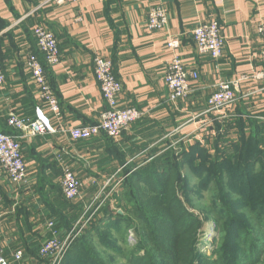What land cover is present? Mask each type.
Masks as SVG:
<instances>
[{
    "label": "crops",
    "instance_id": "obj_1",
    "mask_svg": "<svg viewBox=\"0 0 264 264\" xmlns=\"http://www.w3.org/2000/svg\"><path fill=\"white\" fill-rule=\"evenodd\" d=\"M157 6H164L169 14L163 33L147 30L148 13ZM213 21L219 23L225 39L226 55L219 61L200 57L192 37L196 27ZM263 22L264 0H77L63 6L47 0H0V62L6 78L0 90L2 131L10 130L11 112L32 119L39 113L48 115L32 78V56L43 65L59 100L61 118L53 122L57 129L100 123L106 104L94 75L96 56L114 64L123 85L119 106L144 114L118 140L101 135L74 143L60 132L36 138L16 134L23 147L28 183L15 189L0 170L5 213L0 247L8 261H13L17 250L25 252L24 247L14 245L21 238L31 246L41 245L48 238V221L62 216L74 223L85 213L100 211L103 204L118 197L131 166L142 168L154 159H176L196 144L209 147V137L217 144L220 134L224 141L220 147H229L237 142L241 120L248 137L258 129L264 140V86L250 79L263 68L258 34ZM37 26L55 35L61 53L58 66H48L39 53L33 35ZM169 36L181 38L182 60L188 70L200 74L190 96L175 104L169 102L165 84V69L172 56L167 47ZM222 81L236 83L237 101L223 112L206 115L208 101ZM222 115L227 117L220 119ZM60 152L83 183L81 197L72 202L65 201L61 190L55 161ZM96 203L99 207L92 210ZM34 258L25 255L18 264H38Z\"/></svg>",
    "mask_w": 264,
    "mask_h": 264
},
{
    "label": "built area",
    "instance_id": "obj_2",
    "mask_svg": "<svg viewBox=\"0 0 264 264\" xmlns=\"http://www.w3.org/2000/svg\"><path fill=\"white\" fill-rule=\"evenodd\" d=\"M57 6L76 3L77 0H47ZM169 23L168 10L164 6L151 8L148 13L147 30L151 33H163ZM258 34L261 43L260 59L263 64L261 71L250 77L254 82L264 86V22L258 26ZM38 50L43 56L45 63L50 67L58 66L61 63V53L55 35L40 26L33 30ZM197 53L200 57L210 58L212 61H219L225 57V39L221 33L218 22L213 21L201 24L192 32ZM167 44L172 56L165 69V84L168 90L169 102L175 104L180 100L187 99L192 93L193 83H197L200 74L187 69L182 60L179 50L181 48V38L169 36ZM29 66L32 78L40 91L46 113H39L35 119L22 117L14 112L9 114L7 124L10 129L21 134L23 137L36 138L46 135L63 133L72 142H85L92 138L104 135L112 140L120 139L123 132L131 125L140 121L144 114L135 108H121L119 106V96L123 91L122 83L115 75L114 64L111 60L101 56L94 59V75L99 84V88L106 104V110L101 116L100 123L91 126L78 128L54 126V120L61 118V108L56 94L51 89L43 65L36 56L29 58ZM6 78L0 62V90L4 87ZM237 85L233 81H222L218 84L217 92L208 101L206 115L214 112H223L229 109L237 101ZM222 115L220 119H224ZM57 167L61 173V190L66 200L72 202L81 197L83 183L77 178L69 159L63 152L57 154L55 159ZM0 170L7 176L11 186L21 189L28 183V168L26 166L22 143L18 136L8 135L0 129ZM108 181L103 186L102 193L110 186ZM101 193V195H102ZM101 195L98 198H101ZM87 213L79 220V224L87 225L91 216ZM5 213L2 209V192L0 190V223L4 219ZM77 227V226H76ZM48 239L42 243L38 256L40 261L48 264H60L68 250L70 237H61L56 229L54 221L46 223ZM129 240L132 241V231H129ZM24 259V251L17 250L13 254V260L18 264ZM0 264H10L5 256L4 250L0 247Z\"/></svg>",
    "mask_w": 264,
    "mask_h": 264
},
{
    "label": "trees",
    "instance_id": "obj_3",
    "mask_svg": "<svg viewBox=\"0 0 264 264\" xmlns=\"http://www.w3.org/2000/svg\"><path fill=\"white\" fill-rule=\"evenodd\" d=\"M239 123L237 142L230 143L229 147L222 149L220 146L224 141L220 134L219 142L215 144V159H237L234 169H230L226 160L225 163H221L222 171L217 177L221 182V187H225L224 181L221 180L223 178L221 174L227 173L239 183L241 194L245 184L250 192L249 199L251 201L258 200L254 208L261 209L262 215H264V147L260 145L264 144V140L260 139L261 133L258 129L256 135L248 137L242 130L243 121L241 120ZM3 132L8 135L18 134L12 129ZM202 158L212 159L206 150L196 144L187 152H182L181 156L176 159H182L181 163L183 164H190L194 159ZM176 159H154L142 168L132 166L127 168L126 178L117 197L118 202L122 205L124 203L127 215L108 214L98 220L97 231L86 233L87 236L84 240L89 238L100 240L103 236L102 231H107L109 228L114 230L119 237H124L126 232L134 227L142 235L138 249L132 254L131 262L143 249L146 254L144 258L139 259L148 261L147 264H194L198 245V222L182 201V177ZM209 175L211 176V173ZM65 201L70 202L66 199ZM77 220L73 223L71 219L60 216L50 221L55 222L56 229L62 237V233L74 225ZM81 244L79 241L69 250L65 262L76 263L82 259ZM41 245L35 243L31 246L26 243L24 257L31 255L33 258L35 257L38 264H44L38 256ZM26 252L27 254H25ZM10 264L17 263L13 260Z\"/></svg>",
    "mask_w": 264,
    "mask_h": 264
},
{
    "label": "rangeland",
    "instance_id": "obj_4",
    "mask_svg": "<svg viewBox=\"0 0 264 264\" xmlns=\"http://www.w3.org/2000/svg\"><path fill=\"white\" fill-rule=\"evenodd\" d=\"M208 140L212 145L209 147L205 145L201 148L206 150L212 159H194L193 165L192 163L183 164L182 159H176L182 177V201L198 222V245L194 264H264V215L261 209L254 208L258 200L249 199L250 192L245 184L244 186L242 184L241 194L239 183L227 173H222L223 176L221 174L223 177L221 180L225 184V187H221V182L217 177L222 171L220 164L227 161L230 169H234L237 159H215L214 140L210 137ZM98 207L99 204L96 203L91 209ZM99 210L97 213L94 211L87 213L86 218L89 215L92 217L87 225L79 224L78 219L74 225L62 233L63 238L70 237L69 250L77 242L80 241V244L83 242L80 245L82 259L76 263L65 262L66 254L60 264L149 263L141 261L146 254L143 249L139 251V254L137 253L138 256L132 262L130 261L132 254L139 247L142 235L134 227L128 230L124 237H119L114 230L109 228L107 231H102L103 236L100 240L91 238L84 240L86 233L97 231L98 220L108 214L127 215L124 203L122 205L118 202L117 197L103 204ZM129 231H132V241L128 238ZM14 245L15 248L18 246L25 248L26 242L21 238Z\"/></svg>",
    "mask_w": 264,
    "mask_h": 264
}]
</instances>
